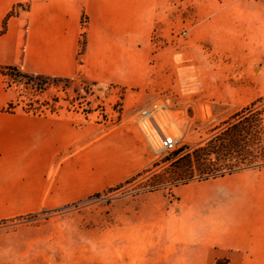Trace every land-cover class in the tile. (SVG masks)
<instances>
[{"label": "crops", "instance_id": "obj_1", "mask_svg": "<svg viewBox=\"0 0 264 264\" xmlns=\"http://www.w3.org/2000/svg\"><path fill=\"white\" fill-rule=\"evenodd\" d=\"M226 1L259 37L255 27L264 21V5ZM208 5L215 9L216 0ZM205 6L203 1L197 7L199 23L206 21ZM166 7L167 0H0V67L103 86L145 87L153 67L152 39ZM249 52L264 53V46L253 45ZM14 98L0 73V222L85 199L142 166L136 127L94 138L89 127L77 128L67 119L9 112ZM174 192L180 208L166 209V236L121 239L124 264H264V166ZM20 242L0 237V264L18 260L17 245L25 246L22 257L30 256L33 244Z\"/></svg>", "mask_w": 264, "mask_h": 264}, {"label": "rangeland", "instance_id": "obj_2", "mask_svg": "<svg viewBox=\"0 0 264 264\" xmlns=\"http://www.w3.org/2000/svg\"><path fill=\"white\" fill-rule=\"evenodd\" d=\"M203 1L207 17L199 23L197 7ZM249 1L264 5V0ZM228 3L216 0L214 9L208 0H167V16L152 39L153 67L145 87L96 85L83 78L6 77L15 110L67 119L77 128L89 127L94 138L136 127L144 155L139 169L98 193L58 209L0 222V237L33 244L29 257H22L24 245L15 246L18 260L13 264H124L121 239L166 236V209L180 208L175 188L143 190L152 172L119 186L148 168L157 170L153 164L180 147L204 143L252 104L264 117V53L249 52L253 45L264 46V21L256 23L259 37H253L251 24L237 10H229ZM144 110H154L166 125L173 150L159 154L152 150L141 124ZM150 131L155 133L151 126ZM248 138L244 135L243 147ZM256 165L264 166V156Z\"/></svg>", "mask_w": 264, "mask_h": 264}, {"label": "trees", "instance_id": "obj_3", "mask_svg": "<svg viewBox=\"0 0 264 264\" xmlns=\"http://www.w3.org/2000/svg\"><path fill=\"white\" fill-rule=\"evenodd\" d=\"M6 30V23L2 32ZM82 50L85 47L83 39ZM4 76H14L17 79L27 78L33 80L36 75H30L17 67H0ZM56 80H69L54 78ZM9 112L15 111L14 103L7 108ZM220 131L204 143L190 148L188 146L169 153L160 162L153 164L152 171L148 168L128 179L125 184H130L139 177L151 173V177L143 183V190L171 191L179 186L192 182L207 181L236 173L238 171L262 167L257 166L259 158L264 156V117L263 111L255 109V105L246 107L234 114L220 127ZM244 135H248L247 145L243 147Z\"/></svg>", "mask_w": 264, "mask_h": 264}, {"label": "built area", "instance_id": "obj_4", "mask_svg": "<svg viewBox=\"0 0 264 264\" xmlns=\"http://www.w3.org/2000/svg\"><path fill=\"white\" fill-rule=\"evenodd\" d=\"M24 6H18L15 8L14 12H20ZM143 120L141 124L144 125L147 131V137L152 150L159 154L165 150H173L175 143L172 138L167 136L166 125L163 124L158 114L154 110H144L142 114ZM150 126L155 130V133L150 131Z\"/></svg>", "mask_w": 264, "mask_h": 264}]
</instances>
